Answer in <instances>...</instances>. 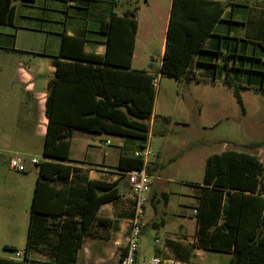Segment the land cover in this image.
I'll return each instance as SVG.
<instances>
[{"label": "trees", "instance_id": "trees-1", "mask_svg": "<svg viewBox=\"0 0 264 264\" xmlns=\"http://www.w3.org/2000/svg\"><path fill=\"white\" fill-rule=\"evenodd\" d=\"M14 1L0 0V25H14ZM226 6L214 0L172 1L160 73L176 80L199 82V74L193 70L196 56L202 53H209L213 58L221 56L224 83L233 88L244 110L240 90L264 92V54L256 56L253 52L252 57L246 53L240 56L236 46L231 48L227 44L228 53L224 55L220 48L205 49L206 41L215 36L216 25L226 21L223 19ZM136 11L137 7L122 16L113 14L108 22H102L100 33L107 36L104 56L86 53L84 36H62L60 53L53 57L56 72L49 84L46 103L48 124L43 157L52 161L43 160L36 166L38 177L24 259L0 258V264H40L28 259L34 250L46 254L50 264H76L84 238L95 236L96 226L106 228L112 224L111 220L100 218L98 211L101 205L119 197L116 184L88 180L79 168L59 161L70 160L75 131L147 139L156 99V76L132 68L138 27ZM254 43L264 52V42ZM232 57L256 60L262 67L251 69L256 76L251 74L243 85L231 78L230 71L235 70L236 63L233 60L232 64ZM254 145L253 148L262 147L264 141ZM142 167V161L134 157H122L118 166L127 172ZM148 173L152 176L149 168ZM200 187L202 193L195 210L197 244L208 250L233 252V264H264V163L261 159L235 150L212 154L206 160ZM168 243L178 259H192L191 248L178 242ZM3 249L18 252L10 245Z\"/></svg>", "mask_w": 264, "mask_h": 264}, {"label": "crops", "instance_id": "crops-1", "mask_svg": "<svg viewBox=\"0 0 264 264\" xmlns=\"http://www.w3.org/2000/svg\"><path fill=\"white\" fill-rule=\"evenodd\" d=\"M172 1L143 0L141 3L140 0H136L135 18L138 27L132 60L133 69L151 73L150 62L154 60L159 62V68H161ZM214 1L227 3L224 0ZM14 3L16 6L14 25H0V156L8 157L10 167V159L13 155H24L28 162L27 172H29L32 167H35L30 164L32 143H35L36 138L39 140L45 138L47 130L46 103L49 95V84L56 72L53 57L60 53L62 36H84L87 39L85 52L104 56L107 36L100 33L102 22H108L113 14L122 16L133 8L132 4L127 3L122 6L120 12H116V0H35L33 2L15 0ZM223 19L227 20L225 13ZM236 21L238 22V20ZM221 23H218L214 29L215 36L206 41L205 49L215 51L220 48L223 55L228 53L223 44L226 40L225 37L230 36L232 39H228L227 45L232 48V41H235L237 52H239L241 42L250 40L251 37L243 33L233 35L232 33L219 32L217 29ZM253 39L264 42V33L261 39L257 35H254ZM240 53L249 54L247 51H240ZM214 65L218 67H213ZM221 65V56L213 58L209 53L199 54L195 58L193 70L199 74L201 81L185 82L194 83L197 86L204 85L209 88L222 86L225 89H233L225 85L224 71L219 75L218 71ZM158 75L162 76L160 71ZM12 99L14 100L13 109L10 107ZM210 101L212 98L204 102L209 103ZM156 106L157 93L147 139L120 137L119 145L116 147L117 155L113 161L107 151H102V147L113 145L105 137L108 136L107 134L95 135L83 131L73 133L70 160L59 162L79 168L82 171L81 175L88 180L115 183L120 193L117 199L104 203L99 208L98 216L111 220L112 224L106 228L96 226V235L84 238L76 264L120 263L126 249L136 203L126 174L127 171L120 170L118 166L122 157L133 158L134 153L140 150L142 146L149 143L151 145L152 132L153 134L160 133L152 130V127L155 126L158 117L164 119L167 116L158 113ZM199 113L201 116L203 111L200 109ZM204 114L208 115L206 112ZM209 124L212 125L213 122L210 121ZM162 133H166V131ZM106 143L109 144L106 145ZM160 158V153H155L148 164L153 177V186L148 194V202L152 205L155 215L161 217L151 221V227L156 231L166 226L165 217L170 200V196L167 197V192L163 190L166 188V180L161 175L164 164L160 163ZM43 160L52 161L45 157ZM35 168L34 173L21 176L23 177L22 187L29 192L31 190L32 197L38 177V168ZM157 185L162 190L160 195L164 197V207L160 206L161 200L159 193L156 192ZM195 210L193 209V213ZM146 211L147 207L145 206V214ZM175 216L181 220L179 230L169 232L170 237L165 239L164 244L159 238L155 239L153 255L149 257V261L155 255L164 258H177L168 243L173 241L192 249L191 261L194 264H233V252L208 250L197 244L196 216L190 215L186 208L180 210ZM29 221L30 218H28L27 226H29ZM149 222L144 216L140 247ZM187 222L190 223V226H187ZM3 246L5 245H2V249ZM24 251L25 248L21 252H17V254H21L20 256L5 257L0 255V258L21 261L24 259ZM28 259L40 264L51 263L46 254L37 250L32 251Z\"/></svg>", "mask_w": 264, "mask_h": 264}, {"label": "rangeland", "instance_id": "rangeland-1", "mask_svg": "<svg viewBox=\"0 0 264 264\" xmlns=\"http://www.w3.org/2000/svg\"><path fill=\"white\" fill-rule=\"evenodd\" d=\"M143 0H140L142 3ZM226 6V21L222 22L218 31L236 35L243 33L248 35L251 42H241L240 51H247L252 57L263 55L264 52L257 41L253 39L257 35L259 39L264 33V0H224ZM132 4L135 8L136 0H116V12H120L122 6ZM263 14V15H262ZM238 20V22L236 20ZM232 21V23L230 22ZM263 22V23H262ZM226 46L228 40H224ZM233 46H236L235 41ZM243 53H240V56ZM236 61L235 70H231V78L237 83L247 84L251 69L262 67L258 61L243 59V57L231 58ZM150 72L156 76L157 106L156 111L162 116L166 115L169 121L158 117L152 130L160 133H151V147L155 153H160V163L164 164L161 172L166 180L167 197L170 196L166 226L159 231L151 227V221L161 218L156 216L152 205L146 204L145 219L150 221L143 235L140 247L139 264H148L149 257L153 255L155 239L159 238L164 244L170 237L169 232L178 231L181 220L175 215L182 209L196 216L193 209L199 205L202 193L206 160L212 154L224 151L247 152L258 156L264 163V146L255 147L254 144L264 141V92L241 90L245 109L238 104L233 89H225L222 86L209 88L204 85L186 83L185 79L176 80L165 76H159V62L151 61ZM253 67V68H251ZM223 72V66L219 69V75ZM212 101L206 103L208 99ZM13 99L11 109H13ZM202 106V107H201ZM200 109L203 111L200 116ZM207 113L208 115L204 114ZM213 124L210 125L209 122ZM166 131V133H162ZM113 145L102 147L110 154L113 161L117 155V145L120 137L108 135ZM44 138H36L32 143V158L42 161V149ZM251 146V147H250ZM32 167L26 174L10 169L8 157L0 156V255L15 257L16 251H5L2 245H14L18 251L24 250L28 235V218L32 202L31 190L22 187L23 177L34 173ZM161 188L156 186L161 200L160 206L164 207V197L160 195ZM183 205V206H182ZM186 205V207H185ZM163 218V216H162ZM187 226L190 223L187 222ZM190 228V227H189ZM191 231V230H190ZM159 246V244H158Z\"/></svg>", "mask_w": 264, "mask_h": 264}, {"label": "built area", "instance_id": "built-area-1", "mask_svg": "<svg viewBox=\"0 0 264 264\" xmlns=\"http://www.w3.org/2000/svg\"><path fill=\"white\" fill-rule=\"evenodd\" d=\"M155 86L158 81H154ZM109 143H106L108 145ZM155 156L152 147L149 144L144 145L140 150L134 153V158L142 161L143 167L140 170L126 172L128 181L132 189L136 207L131 220L130 233L126 249L120 259L119 264H139L138 256L140 251L141 237L144 229L145 206L148 203V194L153 186V177L148 173V164L150 159ZM37 158H31L30 164L37 166L40 164ZM10 167L14 171L25 173L28 171V162L26 157L21 154H15L10 159ZM196 213V211H194ZM18 256L21 254L18 253ZM148 264H194L193 261H184L175 257L164 258L158 255L153 256Z\"/></svg>", "mask_w": 264, "mask_h": 264}]
</instances>
